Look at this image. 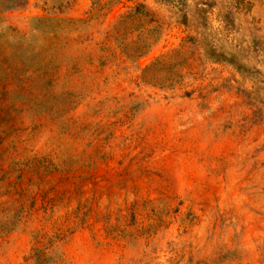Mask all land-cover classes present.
Instances as JSON below:
<instances>
[{"label": "rangeland", "instance_id": "obj_1", "mask_svg": "<svg viewBox=\"0 0 264 264\" xmlns=\"http://www.w3.org/2000/svg\"><path fill=\"white\" fill-rule=\"evenodd\" d=\"M0 264H264V0H0Z\"/></svg>", "mask_w": 264, "mask_h": 264}, {"label": "trees", "instance_id": "obj_2", "mask_svg": "<svg viewBox=\"0 0 264 264\" xmlns=\"http://www.w3.org/2000/svg\"><path fill=\"white\" fill-rule=\"evenodd\" d=\"M164 1H167V2H170L176 6H185L186 4V0H164ZM144 6L143 5H138L136 7V13H139L141 12V10H143Z\"/></svg>", "mask_w": 264, "mask_h": 264}]
</instances>
